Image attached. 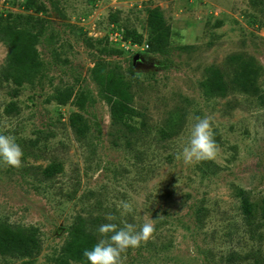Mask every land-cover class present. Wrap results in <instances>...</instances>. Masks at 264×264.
I'll return each mask as SVG.
<instances>
[{"label":"rangeland","instance_id":"1","mask_svg":"<svg viewBox=\"0 0 264 264\" xmlns=\"http://www.w3.org/2000/svg\"><path fill=\"white\" fill-rule=\"evenodd\" d=\"M23 2L0 0V17L20 14L19 25L40 34L41 65L20 86L4 79L0 39V134L23 150L21 167L0 163V227L21 230L26 243L0 253V264H90L79 243L82 262L63 251L70 226L81 222L97 243L100 225L122 221L155 226L123 264H264L258 208L251 218L241 209L242 193L254 206L264 197V0ZM156 6L171 29L166 54L147 43L146 10ZM243 63L255 70L246 91L235 81ZM97 67L129 93L135 132L113 125ZM213 69L225 91L207 96L201 84ZM64 90L71 98L58 104ZM72 114L88 125L81 138ZM197 116L211 117L218 151L186 164L177 154ZM120 201L133 212L122 217Z\"/></svg>","mask_w":264,"mask_h":264},{"label":"trees","instance_id":"2","mask_svg":"<svg viewBox=\"0 0 264 264\" xmlns=\"http://www.w3.org/2000/svg\"><path fill=\"white\" fill-rule=\"evenodd\" d=\"M32 0H24L23 7L28 8ZM10 15L0 17V39L7 45L6 66L2 76L10 80L13 84L20 86L25 81H29L30 75L34 76L40 67L36 45L39 42L40 34L33 32L29 27L20 26L18 19L22 15L18 14L13 18ZM31 16H27V20ZM147 43L151 51L166 54L169 52L170 25L166 22L164 15L159 7H152L146 10ZM133 39L141 37L135 30H132ZM111 54H121V50L111 48ZM239 57H233L238 59ZM252 67L243 63L238 71L237 81L239 87L246 91L251 84V75L255 74ZM210 77L202 82L203 93L207 96L222 94L225 86L218 70H211ZM93 80L98 87V95L109 105L110 118L114 126L125 128L128 132H135L136 127L130 124V120L136 114L129 105V93L122 87L114 74L108 72L103 74V70L95 68L93 70ZM71 98V93L67 91L59 92L53 97L58 104H65ZM69 125L77 137L81 138L87 131L88 125L84 118L79 114H72L69 118ZM45 175L50 173L46 171ZM255 208H258L262 222L264 223V197L258 205L250 202L248 196L241 194V209L247 218L254 215ZM70 239L66 240L63 251L67 253V258L80 261L82 260L76 253L82 249L92 248L95 244L94 237L87 232L81 222H73L68 229ZM25 236L21 230H12L9 226L0 227V253L13 250L16 246L26 243ZM79 243L80 247L75 249L74 244Z\"/></svg>","mask_w":264,"mask_h":264},{"label":"clouds","instance_id":"3","mask_svg":"<svg viewBox=\"0 0 264 264\" xmlns=\"http://www.w3.org/2000/svg\"><path fill=\"white\" fill-rule=\"evenodd\" d=\"M217 151L211 117L197 116L177 158H182L186 164H193L214 159ZM22 158L23 150L15 136L0 134V163L19 168L22 166ZM117 208L122 217L133 212L132 204L127 201H120ZM106 219L112 221L116 217L109 214ZM122 224V227H118L116 223H104L98 227V233L105 238L100 239L91 249L83 251V256L90 264H123L122 254L129 248L147 242L155 232V226L150 221L144 222L138 230L126 221H122Z\"/></svg>","mask_w":264,"mask_h":264},{"label":"water","instance_id":"4","mask_svg":"<svg viewBox=\"0 0 264 264\" xmlns=\"http://www.w3.org/2000/svg\"><path fill=\"white\" fill-rule=\"evenodd\" d=\"M138 58V55H135L133 58V61H135Z\"/></svg>","mask_w":264,"mask_h":264}]
</instances>
